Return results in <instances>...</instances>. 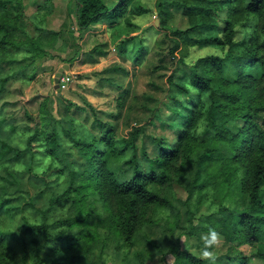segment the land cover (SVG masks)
Wrapping results in <instances>:
<instances>
[{
	"label": "rangeland",
	"instance_id": "obj_1",
	"mask_svg": "<svg viewBox=\"0 0 264 264\" xmlns=\"http://www.w3.org/2000/svg\"><path fill=\"white\" fill-rule=\"evenodd\" d=\"M105 1L111 6L116 0ZM22 4L29 33L45 34L50 30L53 33H49L51 38L48 42V33L45 38V55L36 57L32 64L36 65L35 76L31 79L18 76L9 80L0 97V105L3 101H9L8 105L2 106L3 110L17 116L16 127L12 132L11 123L5 124L0 132V138L13 147L0 152V200H7L0 207V230L18 229L23 216L29 221L40 222L44 209L49 207L47 222L52 237L48 239L43 255L47 260H52L67 255L69 247L64 246L69 236L79 235L87 229V236L91 238L96 220L107 213L105 202L92 189L85 194L81 192L77 197L63 196V200L54 198L69 184L68 176L85 166V159L74 139L86 140L92 133L95 137L103 135L105 128L101 123L107 121L113 138L121 145L125 142L121 139L131 137V130L139 126L140 130L134 133V141L128 143L124 154L112 157V163L131 156L132 152L141 156L146 151L155 156L159 146L152 136L163 135L173 143L179 127L170 122L175 117L168 105L172 103L170 95H178L186 100L184 93L178 92L172 81L176 80L190 92H196L186 72L198 58L205 55L224 57V75L233 77L235 70L226 56V45L194 44L171 53L169 47L172 42L166 36L164 38V31L155 13L156 0H133L129 11L115 25L109 26L108 22L99 24L91 32L77 29L75 12L78 0H22ZM222 16H226L224 11ZM232 19L235 41L249 37L258 40L264 38L258 29L257 15L246 12L241 3L237 4ZM171 23L186 25L185 17L176 8ZM131 36L132 41L126 44L128 52L120 53L118 42ZM140 45H144L146 53L138 54ZM112 48L115 50L112 51ZM24 55L25 52H20L13 54V57L24 59ZM6 59L1 69L19 67L17 63L9 65ZM64 64L68 67L63 69L59 78L70 72L72 79L62 87L58 78L56 87L55 73ZM43 101L45 105L40 106ZM157 107L156 114L160 117L153 114ZM25 109L35 116V121L21 118ZM50 116L55 120L58 130L70 127L68 116H72L76 124L79 123V126L75 124L74 130L69 128L73 137L69 138L60 132L61 142L56 146L59 154L55 156L48 151L41 153L45 149V139L40 140V146H33L34 151L27 146V139L33 133L37 121L42 124ZM35 142L39 141L32 140V143ZM51 146L55 149L53 144ZM18 149L24 152L18 153ZM227 165L226 160L222 159L208 166L206 172L202 173L203 178L210 179L205 193L200 195V192L194 191L189 199H185V185L195 177L194 165L186 164L185 185L174 184L171 190H161L171 198L172 205L148 206L136 222L132 233L134 244L129 251L120 249L118 242L121 240L114 233L101 229L98 238L94 239L91 252L87 251L73 264H140L138 254L145 258L144 264H178L176 256L171 253V249L177 247L200 256L201 235L210 227L220 232L218 229L221 225L214 224L215 218L234 207H243V191L239 182L242 168L240 163H236L234 176H237L239 185L237 183L229 187L228 191L221 182L223 172L229 169ZM59 167L65 169L59 173ZM208 172L215 174L208 176ZM44 176L47 178L44 179ZM74 177L79 179V176ZM52 198L58 201L53 203ZM20 231L26 232L24 228H20ZM223 238L221 247L216 250V264H237L238 261L233 257L238 253L248 256L246 264L264 262L263 257L256 255L255 246L240 238L227 239L224 235ZM20 241L14 236L1 244L0 257L3 261L31 264V260L22 256ZM80 249L78 247L76 251Z\"/></svg>",
	"mask_w": 264,
	"mask_h": 264
},
{
	"label": "trees",
	"instance_id": "obj_2",
	"mask_svg": "<svg viewBox=\"0 0 264 264\" xmlns=\"http://www.w3.org/2000/svg\"><path fill=\"white\" fill-rule=\"evenodd\" d=\"M131 2L133 0H117L109 7L103 0H78L75 12L77 28L85 31L97 21L114 23L129 11ZM238 3H241L246 12L257 15L258 29L264 34V0H156V15L164 31V38L166 36L172 42L169 47L171 53L183 46L194 44L226 45V56L235 70V75H224V57L211 54L198 58L189 67L188 73L186 72L196 92H190L176 80L172 81L178 92L184 93L186 100L178 95H170L172 103L168 105L175 115L170 122L179 127L173 143L163 135L152 136L159 146L155 156L146 151L141 156L132 152L131 156L112 163V157L119 153L124 154L128 143L134 141V133L140 130L139 126L131 130V137L121 139L125 141L121 145L113 138L107 121H99L105 128L103 135L95 137L92 133L89 139H74L85 159V166L68 176L69 184L54 198L63 200V196L77 197L81 192L85 194L90 189L97 191L105 202L107 213L96 220L95 232L91 238L87 236V229L79 235H71L64 246L69 247L67 255L47 260L43 249L52 237L47 222L48 207L44 209L40 222L29 221L23 216L18 229L0 230V246L6 239L15 236L21 239L23 258L31 260V264H73L86 255L87 251L91 252L94 239L104 229L121 240L118 242L121 250L129 251L134 244L132 233L136 222L148 206L172 205L171 198L161 190H171L174 184L185 185L186 164L192 163L195 167V177L185 185V199H189L194 191L200 192V195L205 193L210 179L203 178L202 173L206 172L207 167L225 159L229 169L223 172L221 182L228 191L229 187L232 188L238 183L237 176H234L236 163H240L242 168L243 174L239 182L243 191V207H234L220 215L215 218L214 224L221 225L218 230L225 238H240L241 241L255 246L256 255L264 258V38L234 40L232 17ZM174 8L185 17V26L171 23ZM222 11L226 14L224 18ZM25 20L22 0H0V97L4 94L9 80L18 76L26 79L35 76L36 65L32 64L36 57L45 55V38L48 33V42L51 38L49 33H53L50 30L45 34H31L26 30ZM130 41L132 36L120 40L118 51L128 52L126 44ZM138 51V54H144L146 48L140 45ZM20 52H25V58L15 59L13 54ZM9 54L12 55L8 57ZM137 57L136 53L135 58ZM5 59L9 65L17 63L19 67L1 69ZM249 68L251 69L248 70ZM255 68L257 71H253ZM194 96L198 98L195 99ZM8 102L3 101L0 105V132L7 123H11V132L16 127L17 116L2 108ZM42 105H45L44 101L40 103ZM158 109H154L153 114L160 117L156 114ZM68 117L69 128L74 130L75 119ZM21 118L26 121L36 120L26 109L23 110ZM54 121L52 117L42 124L37 121L33 133L27 139V146L32 151L34 145L40 146V140L45 139V149L41 153L48 151L55 156L59 154L56 146L61 142L60 132H64L69 138L73 137L69 128L61 127L58 130ZM76 125L79 126V123ZM32 140L39 142L32 143ZM11 149L12 145L0 138V152ZM21 152L24 150L18 149V153ZM62 167H59V173L65 169ZM211 174L215 172L208 176H212ZM74 176H79V179ZM54 198L53 203L58 201ZM6 201L0 200V207ZM19 227L26 232H21ZM78 247L81 248L80 251H76ZM171 253L176 256L178 264H209L199 255L185 249L173 248ZM137 256L140 257V264H144L143 255ZM233 259L238 261L237 264H246L248 256L238 253ZM1 261L3 259L0 257V264H11L6 260Z\"/></svg>",
	"mask_w": 264,
	"mask_h": 264
},
{
	"label": "clouds",
	"instance_id": "obj_3",
	"mask_svg": "<svg viewBox=\"0 0 264 264\" xmlns=\"http://www.w3.org/2000/svg\"><path fill=\"white\" fill-rule=\"evenodd\" d=\"M223 235L215 228H209L208 231L201 235L200 258L209 264H216L217 252L223 243Z\"/></svg>",
	"mask_w": 264,
	"mask_h": 264
},
{
	"label": "crops",
	"instance_id": "obj_4",
	"mask_svg": "<svg viewBox=\"0 0 264 264\" xmlns=\"http://www.w3.org/2000/svg\"><path fill=\"white\" fill-rule=\"evenodd\" d=\"M104 1V3L108 6V4H107V2L105 1V0H103ZM117 1V0H116ZM115 1V2H116ZM115 2L112 4V5H114L115 4ZM110 3H112V2H110ZM111 5V6H112ZM110 7V6H109ZM156 13V12H155ZM107 23V21H97V22H95V23H93V24H91L90 26H89V28L88 29H86L85 31L86 32H91L94 28H96L97 26H99V24H101V25H105ZM115 23L116 22H114V23H109L108 22V24L107 25H109V26H113V25H115ZM77 26V25H76ZM78 29V28H77ZM79 30V29H78ZM113 50L112 51H114L115 50V48H112ZM104 58V57H103ZM104 59H106V58H104ZM103 59V60H104Z\"/></svg>",
	"mask_w": 264,
	"mask_h": 264
},
{
	"label": "built area",
	"instance_id": "obj_5",
	"mask_svg": "<svg viewBox=\"0 0 264 264\" xmlns=\"http://www.w3.org/2000/svg\"><path fill=\"white\" fill-rule=\"evenodd\" d=\"M60 79V86H64L68 83L69 80L72 79L70 72L67 75H61Z\"/></svg>",
	"mask_w": 264,
	"mask_h": 264
},
{
	"label": "water",
	"instance_id": "obj_6",
	"mask_svg": "<svg viewBox=\"0 0 264 264\" xmlns=\"http://www.w3.org/2000/svg\"><path fill=\"white\" fill-rule=\"evenodd\" d=\"M156 21H158V19H156ZM68 65L67 64H64L63 67H60L59 70L55 73V86L58 87V78L61 74V72L63 71L64 68H67Z\"/></svg>",
	"mask_w": 264,
	"mask_h": 264
}]
</instances>
